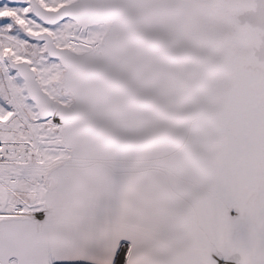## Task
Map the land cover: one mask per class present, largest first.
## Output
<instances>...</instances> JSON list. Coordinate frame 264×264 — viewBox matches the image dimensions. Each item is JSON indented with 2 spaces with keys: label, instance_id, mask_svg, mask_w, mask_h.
<instances>
[{
  "label": "snow or ice",
  "instance_id": "6c2138e0",
  "mask_svg": "<svg viewBox=\"0 0 264 264\" xmlns=\"http://www.w3.org/2000/svg\"><path fill=\"white\" fill-rule=\"evenodd\" d=\"M0 264H264V0H0Z\"/></svg>",
  "mask_w": 264,
  "mask_h": 264
}]
</instances>
